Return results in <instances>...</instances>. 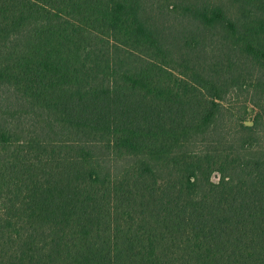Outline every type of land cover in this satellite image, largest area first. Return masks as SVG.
<instances>
[{
    "label": "trees",
    "instance_id": "obj_1",
    "mask_svg": "<svg viewBox=\"0 0 264 264\" xmlns=\"http://www.w3.org/2000/svg\"><path fill=\"white\" fill-rule=\"evenodd\" d=\"M149 1L0 0V264H264V158L216 132L264 0Z\"/></svg>",
    "mask_w": 264,
    "mask_h": 264
},
{
    "label": "rangeland",
    "instance_id": "obj_2",
    "mask_svg": "<svg viewBox=\"0 0 264 264\" xmlns=\"http://www.w3.org/2000/svg\"><path fill=\"white\" fill-rule=\"evenodd\" d=\"M155 1H149V12L154 7ZM185 1L159 0L155 16L167 26L169 24L178 25L180 24L177 18L179 11H175V8L172 10V8L174 5H179ZM212 2L223 4L231 10V14L237 10V7L230 0H212ZM163 16H165L164 19ZM221 104V112L216 124L217 134L222 135L230 142H236L238 145L241 140H247L249 143L243 151L244 154L250 158H264V77L260 76L258 70L255 71L254 75H249L245 71L242 79L233 85ZM246 126L252 128L247 129ZM99 158L104 163L105 172L109 171L113 176H118L124 168V164L126 165V163L108 157L107 154L100 153ZM218 179L219 175L215 174L213 180L218 181Z\"/></svg>",
    "mask_w": 264,
    "mask_h": 264
},
{
    "label": "water",
    "instance_id": "obj_3",
    "mask_svg": "<svg viewBox=\"0 0 264 264\" xmlns=\"http://www.w3.org/2000/svg\"><path fill=\"white\" fill-rule=\"evenodd\" d=\"M249 124H251V123H249Z\"/></svg>",
    "mask_w": 264,
    "mask_h": 264
}]
</instances>
